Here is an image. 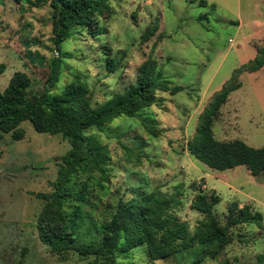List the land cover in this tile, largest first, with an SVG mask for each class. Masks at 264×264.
Returning a JSON list of instances; mask_svg holds the SVG:
<instances>
[{"label":"rangeland","instance_id":"1","mask_svg":"<svg viewBox=\"0 0 264 264\" xmlns=\"http://www.w3.org/2000/svg\"><path fill=\"white\" fill-rule=\"evenodd\" d=\"M108 1L112 9L106 18H99L104 28L101 34L91 37L83 27L73 28L70 37L56 47L48 4L33 7L28 2L0 0V64L4 65L0 91L16 71L27 73L35 89L42 87L50 62L60 57L53 93L77 75L92 91V102H102L106 92L131 82L145 59L154 58L170 85L184 89L160 93L159 106L144 108L134 117L116 118L105 131L91 130L111 154L108 181L103 182L108 190L93 204L92 216L99 222L107 219L117 198H128L130 186L138 183L172 197L170 213L193 234L203 216L191 209L190 203L198 188L214 191L220 197L214 212L222 224L234 201L238 207L250 204L262 220L260 225L233 227L232 240L223 252L202 264L256 262L258 255H264V174L254 176L245 165L211 168L189 152L187 141L213 94L235 68L252 59L264 45V1L205 0V5L200 0ZM156 21L155 35L141 43L145 28ZM109 59L116 62L115 68L108 67ZM239 81L241 86L220 107L213 124L214 137L263 146L264 67L242 73ZM20 127L24 131L21 139L14 140L6 133L0 141V264H88V259L74 252H52L36 230L43 201L35 194L53 190L60 156L69 150V142L61 134L36 131L29 120ZM135 140L140 147L134 145ZM119 141L132 148L129 158ZM94 188L102 194L103 188ZM191 257L185 251L151 263L145 249L138 247L120 263L190 264Z\"/></svg>","mask_w":264,"mask_h":264},{"label":"trees","instance_id":"2","mask_svg":"<svg viewBox=\"0 0 264 264\" xmlns=\"http://www.w3.org/2000/svg\"><path fill=\"white\" fill-rule=\"evenodd\" d=\"M28 2L30 6L48 4L52 9V34L56 47L68 39L73 28L83 27L91 37L103 32L99 18L111 12L108 0H15ZM264 1V0H263ZM205 5V0H200ZM158 22L147 26L140 36L145 43L155 35ZM109 68L116 67L112 59ZM264 67V45L256 55L235 68L230 78L216 91L199 116L194 135L187 141L189 152L207 166L224 170L245 165L254 176L264 174V145L254 147L235 138L218 140L213 134V124L220 107L229 94L241 86L239 76ZM61 58H53L42 87L34 88L31 78L23 71L13 73L7 87L0 91V141L10 133L14 140L21 139L24 131L21 122L31 121L34 129L49 134H61L69 142V150L60 156L58 176L53 190L36 193L43 201L36 218L38 238L52 252H74L88 259V264H121L131 256L134 248L143 247L147 259L154 263L176 253L191 255L190 264H202L206 259H216L231 242L230 230L238 225H260L262 215L252 212L250 204L238 207L236 201L227 208L222 224L214 212L220 202L219 195L198 188L190 207L203 219L191 234L187 224L170 213L172 197L158 189L146 190L141 184L130 186L128 198L119 196L100 222L92 216L93 205L106 190L110 150L91 130L105 131L108 124L119 117H134L150 106H159L160 93L174 94L184 86H171L162 76L157 61L148 57L137 68L134 79L119 90L106 92L102 102H92V91L75 75L58 92L53 93L59 80ZM4 65L0 64V73ZM127 157L133 151L119 141ZM140 147L139 141H134ZM139 156V155H138ZM82 179H79V177ZM94 181V184H93ZM94 185L102 194L95 192ZM88 208H91L88 211ZM196 241L193 246L188 245ZM192 248V249H191ZM264 255L256 262L262 264Z\"/></svg>","mask_w":264,"mask_h":264}]
</instances>
